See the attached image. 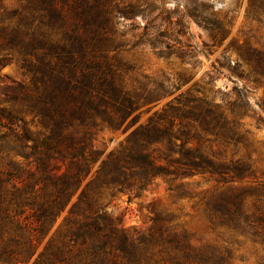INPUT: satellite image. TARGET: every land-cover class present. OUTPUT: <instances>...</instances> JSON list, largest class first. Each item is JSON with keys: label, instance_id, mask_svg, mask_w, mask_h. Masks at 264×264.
<instances>
[{"label": "trees", "instance_id": "16d2710c", "mask_svg": "<svg viewBox=\"0 0 264 264\" xmlns=\"http://www.w3.org/2000/svg\"><path fill=\"white\" fill-rule=\"evenodd\" d=\"M18 1L10 11L0 2V64L14 61L26 78L4 85L0 107L1 264H227L226 245H192L185 231L169 224L174 214L155 213L152 232L128 238L119 218L102 209L115 192L137 195L156 178L178 198H191L185 179L196 174L226 184L204 201L212 224L264 242V180L233 185L255 177L250 156L220 160L221 145L251 144L239 129L241 117L256 115L264 123L243 93L248 81L264 86L263 52L244 55L249 73L234 63L240 88L217 89L218 100L197 94L198 87L178 93L101 157L89 144L96 126L125 130L140 107L150 108L177 87L145 74L125 84L133 67L105 35L116 15L106 0ZM263 14L264 0H249L246 16L260 20ZM204 78L213 83L209 71ZM256 103L264 113V91Z\"/></svg>", "mask_w": 264, "mask_h": 264}, {"label": "rangeland", "instance_id": "374dc122", "mask_svg": "<svg viewBox=\"0 0 264 264\" xmlns=\"http://www.w3.org/2000/svg\"><path fill=\"white\" fill-rule=\"evenodd\" d=\"M0 2L9 11L20 7L18 0ZM248 2L249 0H106L105 6L116 15L111 18L112 30L105 35L114 44L120 45L118 57L133 67L124 75L125 84L133 86L135 80L142 79V74H145L150 77H165L177 89L148 109V105L140 107L136 111L139 113L136 122L125 130L123 127L114 129L96 126L89 141L92 149L102 151L103 157L116 148L133 127L144 122L178 93L185 94L188 89L195 93L194 88L198 87L197 94L218 100L215 92L217 89L227 91L233 85L240 88L243 81L231 73V68L236 66L234 63L237 62L238 69L249 73L251 64L245 61L244 55L252 51L264 53V14L259 15L260 20L247 17ZM67 21H71L70 14L67 15ZM205 71L213 75L211 85L205 84V78L202 79ZM24 80L26 78L14 61L0 64V107L4 105L2 98L8 94L4 85ZM263 91V85L253 84L251 81L243 88L251 110L256 109L264 117L256 103ZM25 119L28 120L29 117ZM239 121V129L245 132L251 144L247 147L239 144L236 148L221 145L220 160L228 161L232 156L246 158L249 155L255 177H246L233 182V185L264 180V123H257L256 115L243 116ZM27 126L33 128L30 123ZM2 131L0 128V133ZM97 162L91 171L95 169ZM185 182L188 183L186 188L191 192V198H178L172 190L167 189L162 179L156 178L137 195L128 194L127 191L115 192L104 202L102 209L109 216L119 218L120 231L128 238L152 232L151 217L155 213H170L175 216L169 224L178 232L185 231L192 245H226L229 248L227 264H264V242L230 233L225 228L213 225L208 217L204 201L226 184L198 174L186 178ZM74 198L75 196L57 217L38 249L61 223ZM25 264H31V261Z\"/></svg>", "mask_w": 264, "mask_h": 264}]
</instances>
